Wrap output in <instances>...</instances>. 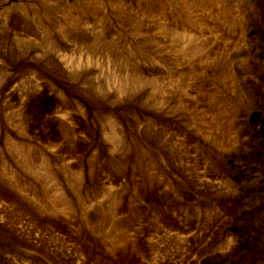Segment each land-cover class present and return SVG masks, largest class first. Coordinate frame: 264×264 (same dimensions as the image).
I'll list each match as a JSON object with an SVG mask.
<instances>
[{
	"label": "rangeland",
	"instance_id": "rangeland-1",
	"mask_svg": "<svg viewBox=\"0 0 264 264\" xmlns=\"http://www.w3.org/2000/svg\"><path fill=\"white\" fill-rule=\"evenodd\" d=\"M214 1L0 0V264H264V0ZM70 21L156 53L161 88L17 40Z\"/></svg>",
	"mask_w": 264,
	"mask_h": 264
},
{
	"label": "bare ground",
	"instance_id": "bare-ground-1",
	"mask_svg": "<svg viewBox=\"0 0 264 264\" xmlns=\"http://www.w3.org/2000/svg\"><path fill=\"white\" fill-rule=\"evenodd\" d=\"M215 1H217V0H215ZM215 1H214V3H215ZM218 2L219 1H217V4H218ZM200 6L204 7V9H207L208 5L207 6L200 5ZM231 13L236 14L235 11H231ZM70 22H69L70 27L68 28V30L63 29V31H61L60 29H57L58 31H56V33H55V31L53 32L51 30L50 26H47L46 24L43 25L41 22H38V24L36 23L38 28H39L38 33L36 32L38 35L33 34L34 35L33 36L31 34L32 37H29V35L25 33L24 34L25 37H23V38H26V39L17 38V40L18 41H21V40L26 41L27 40L28 42H30V44L31 43L32 44L37 43V45L40 47H42L43 44L47 45L50 48L49 49L50 52H52L56 58H59L60 60H62L64 62V65L62 67L63 68L62 72L64 71V73L67 76H69L75 82L80 78V76H82L81 74L86 75V74L90 73L91 68H92L91 66H94V68H95L96 66H98L100 64V61L96 58V56L98 54H102V56H104L106 59L105 60L106 67L109 68V70H110V72H109L110 75L108 77L109 78L108 80H110V82H112V83H109L107 81L106 87H99L98 86L97 89H111V88H113V89H116V93L119 94L122 91H125L126 89L129 90V89L140 88V87L146 86L147 84H151L152 86H155L157 88H159V87L161 88V86L158 83H155L156 80L153 78V76L157 77L156 75H158L162 69V67H161L162 65H160V62H158L156 60V56H155L156 53L153 52L154 55H151L149 52V54L146 56H143V54H142V56H140L139 61H137L138 60L137 58H134L135 61L130 60V59H125L124 62H122L123 61L122 60V61H120L122 63H118L119 60L122 58V55H124L123 53L124 52L127 53V49L130 50L129 51V53H130L132 50L138 52L137 48H134L133 45L120 46V43L115 42V40H116L115 38H117V37L119 38L121 36L119 35L120 33L119 34L116 32L113 33L110 30L111 29L110 26L107 28V30L105 29L106 32L102 35V33L97 34L96 33L97 31L95 32V30H93L88 25V23L84 22V23H81L79 26V25L72 24V22L71 23ZM108 25H109V22H108ZM53 26L55 27V25H53ZM158 27H160L162 30L163 29L167 30L168 32L167 31L166 32L169 35L168 37L170 39L176 38L177 42L179 41V44L182 47H184V46H190L191 47L194 44H196L198 41H200L201 38L203 37L202 32L201 33L200 32L192 33L191 31H189V29L187 30L186 28H181L180 32H177L178 31L177 25H175L173 23H170V24L164 23L163 26H158ZM115 34H116V36L114 37ZM22 36H18V37H22ZM85 37H86V39L87 38L92 39L91 45H88L87 43L86 44L83 43L82 39ZM30 44H29V47L31 46ZM71 47H79V48L81 47V49H83V51L85 52V57H86L85 65H83L80 60L77 61L76 63L75 62L72 63L71 60L65 61V59L67 57V52L71 49ZM185 49H188V48H185ZM191 49H194V48H189L188 49V50H190L189 52L193 51ZM198 49L199 48H197V47L195 48V50H198ZM43 50L47 51L48 49L44 48ZM38 52L36 53V56H39V59H41L42 61H45V59H42V57L44 58V55H40ZM30 54H31V52H30ZM138 55H140V54H138ZM124 57H125V55H124ZM62 61H58V62H62ZM115 63H117L116 66H115ZM183 71H185V70H183ZM121 72H122V74H120ZM156 84H158V85H156ZM191 84H188V83H185L182 81L178 82L177 80L174 79L173 81H170V82L168 81L165 84V87L171 88V89L172 88L173 89H186L188 86H191ZM25 95H26V93H24V92H23V94L21 93V96H25ZM18 149H19V147H18ZM22 149H23V147H22ZM25 149H27L26 152H28V153H30L33 150H36L35 147H33V146H28V148H25ZM34 152H36V151H34ZM24 153H25V151H24ZM25 155L26 154H24V156ZM39 155H40V153H39ZM41 161L43 163H44V161H46L44 159L43 153H42V160ZM39 168H41V166ZM37 201L33 200V202L35 204L38 203Z\"/></svg>",
	"mask_w": 264,
	"mask_h": 264
}]
</instances>
